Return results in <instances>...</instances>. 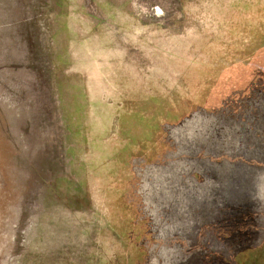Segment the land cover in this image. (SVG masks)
<instances>
[{"label":"rangeland","instance_id":"rangeland-1","mask_svg":"<svg viewBox=\"0 0 264 264\" xmlns=\"http://www.w3.org/2000/svg\"><path fill=\"white\" fill-rule=\"evenodd\" d=\"M0 264H264V0H0Z\"/></svg>","mask_w":264,"mask_h":264},{"label":"trees","instance_id":"trees-1","mask_svg":"<svg viewBox=\"0 0 264 264\" xmlns=\"http://www.w3.org/2000/svg\"><path fill=\"white\" fill-rule=\"evenodd\" d=\"M255 184H256V185H259V184H257L256 182H255Z\"/></svg>","mask_w":264,"mask_h":264}]
</instances>
